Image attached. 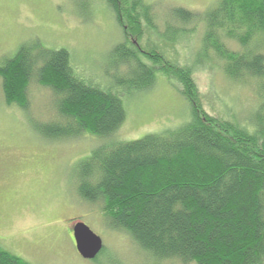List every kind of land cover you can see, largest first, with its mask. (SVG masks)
I'll list each match as a JSON object with an SVG mask.
<instances>
[{
  "label": "trees",
  "instance_id": "obj_1",
  "mask_svg": "<svg viewBox=\"0 0 264 264\" xmlns=\"http://www.w3.org/2000/svg\"><path fill=\"white\" fill-rule=\"evenodd\" d=\"M107 4L124 38L111 53L114 86L145 92L161 73L192 116L174 131L95 149L80 166L79 196L102 203L109 227L128 234L155 262L264 264V55L252 47L264 40V0H219L202 13L172 7L163 32L145 0ZM199 23L202 57L212 53L229 79L257 86L261 104L247 125L206 113L191 68L163 54L160 40L177 43ZM0 79L6 105L24 111L31 82L52 92L55 120L35 122L47 139L108 138L126 118L121 96L78 77L68 51L38 41L1 64ZM0 264L29 263L0 248Z\"/></svg>",
  "mask_w": 264,
  "mask_h": 264
},
{
  "label": "rangeland",
  "instance_id": "obj_2",
  "mask_svg": "<svg viewBox=\"0 0 264 264\" xmlns=\"http://www.w3.org/2000/svg\"><path fill=\"white\" fill-rule=\"evenodd\" d=\"M145 1L154 7L155 26L163 32L172 7L202 13L219 0ZM187 29L193 30L174 44L152 38L168 60L191 68L206 113L249 124L261 104L256 84L234 82L212 53L202 57L201 23ZM147 39L141 42L143 48ZM37 41L48 50L68 51L78 77L121 96L126 118L108 138L85 134L47 139L35 124L55 120L52 92L31 82L30 107L24 111L6 105L0 79V248L29 264H181L155 262L128 234L113 231L102 203L79 196L78 178L81 164L101 145L129 143L184 126L192 116L189 102L161 73L145 92L129 94L114 86L111 53L124 38L107 0H0V66L22 46ZM228 44L241 51L236 43ZM255 46L264 55V40H255ZM77 222L103 240L98 260L78 254L71 232Z\"/></svg>",
  "mask_w": 264,
  "mask_h": 264
},
{
  "label": "water",
  "instance_id": "obj_3",
  "mask_svg": "<svg viewBox=\"0 0 264 264\" xmlns=\"http://www.w3.org/2000/svg\"><path fill=\"white\" fill-rule=\"evenodd\" d=\"M71 232L73 234L76 250L85 260H95L104 248L103 240L96 235L83 222L75 223Z\"/></svg>",
  "mask_w": 264,
  "mask_h": 264
}]
</instances>
